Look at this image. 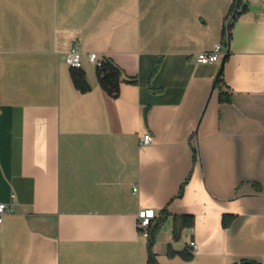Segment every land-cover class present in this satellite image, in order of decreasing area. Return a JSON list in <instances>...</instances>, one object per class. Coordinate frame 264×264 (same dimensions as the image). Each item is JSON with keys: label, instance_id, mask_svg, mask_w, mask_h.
<instances>
[{"label": "crops", "instance_id": "1", "mask_svg": "<svg viewBox=\"0 0 264 264\" xmlns=\"http://www.w3.org/2000/svg\"><path fill=\"white\" fill-rule=\"evenodd\" d=\"M243 2L0 0V264H151L142 208L164 218L156 264H264V0ZM91 53L123 72L117 98Z\"/></svg>", "mask_w": 264, "mask_h": 264}, {"label": "trees", "instance_id": "2", "mask_svg": "<svg viewBox=\"0 0 264 264\" xmlns=\"http://www.w3.org/2000/svg\"><path fill=\"white\" fill-rule=\"evenodd\" d=\"M247 5L243 2V0H234L233 7L231 9V17L232 20H235L237 16L246 11ZM232 24L230 25L231 30ZM97 76L99 79V83L102 88L112 97L117 98L120 95V86L121 83L126 81V78L121 71V69L116 66V64L108 58H103L102 65L97 67ZM223 69L220 71L219 78L217 80L218 84L223 82ZM72 79L75 87L81 91L82 93H87L90 90V86L87 83L85 73L81 69L72 68ZM221 102H229L231 100V96L227 94L226 91L222 90L220 95ZM164 221V218L157 223L156 226H152L150 229V234L147 237L148 239V252H149V262L151 264H156L155 255L153 252V247L156 242L160 227ZM230 219H224V224L229 225ZM194 225V218L190 215L177 216L174 222V239L179 240L181 237V233L185 227H190ZM176 254L175 252L170 253V255ZM184 259L190 260L193 255L190 250H185L179 253ZM241 264H257L252 261H243Z\"/></svg>", "mask_w": 264, "mask_h": 264}, {"label": "built area", "instance_id": "3", "mask_svg": "<svg viewBox=\"0 0 264 264\" xmlns=\"http://www.w3.org/2000/svg\"><path fill=\"white\" fill-rule=\"evenodd\" d=\"M82 52L77 48H72L65 56L66 63L74 69H81L83 64ZM223 56V48L221 44H216L214 49L209 52H201L197 55V61L202 64H215L219 63ZM91 62L95 63L97 67L102 65L103 57H100L96 53H91L89 55ZM153 141V136L151 133L145 134L141 138V145L147 146L150 145ZM137 188H134V191L137 192ZM11 209L8 204L0 203V224L3 222V217L5 214L10 213ZM156 212L152 208H142L137 214V225L139 231L145 236L148 237L150 234V229L153 226L156 220ZM191 252L197 250V243L195 240H192L189 243Z\"/></svg>", "mask_w": 264, "mask_h": 264}, {"label": "water", "instance_id": "4", "mask_svg": "<svg viewBox=\"0 0 264 264\" xmlns=\"http://www.w3.org/2000/svg\"><path fill=\"white\" fill-rule=\"evenodd\" d=\"M226 58H227V55H225L224 58H223L221 70L224 68V64H225Z\"/></svg>", "mask_w": 264, "mask_h": 264}]
</instances>
